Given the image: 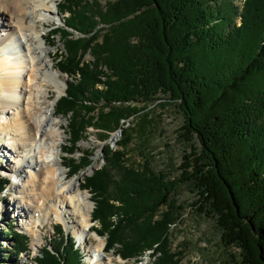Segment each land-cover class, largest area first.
Masks as SVG:
<instances>
[{
  "label": "trees",
  "instance_id": "16d2710c",
  "mask_svg": "<svg viewBox=\"0 0 264 264\" xmlns=\"http://www.w3.org/2000/svg\"><path fill=\"white\" fill-rule=\"evenodd\" d=\"M57 8L63 25L46 40L57 45L60 35L56 67L70 78L55 106L68 119L64 165L74 176L93 164L78 142L96 129L105 161L82 186L105 250L138 263L150 255V264H186L170 238L185 210L177 183L187 182L199 195L197 213L216 220L224 248L239 251L224 264H264V0H59ZM160 94L183 110L193 147L175 182L148 158L127 160L146 114L124 123ZM121 129L114 147L108 138ZM9 184L0 176V194ZM54 230L34 264H84L75 238L62 224ZM7 234L14 256L25 253L31 237L14 227Z\"/></svg>",
  "mask_w": 264,
  "mask_h": 264
},
{
  "label": "rangeland",
  "instance_id": "374dc122",
  "mask_svg": "<svg viewBox=\"0 0 264 264\" xmlns=\"http://www.w3.org/2000/svg\"><path fill=\"white\" fill-rule=\"evenodd\" d=\"M48 2L52 8H55L56 17H51L49 21L45 23V25L39 23L38 31L45 32L44 37L48 34L49 30L54 27L55 24H61L63 22L64 16L60 11H58V1L59 0H45ZM102 3H106L108 0H100ZM240 0H235V3L238 5ZM9 21V20H8ZM33 20H29L28 24H32ZM8 24V23H7ZM14 32V29H13ZM59 34L55 36V42H58L56 46H50L46 43V40L43 39V42L46 43L47 50L52 54V59L54 61V67L57 64L55 60V52L56 50H64V45L59 39ZM7 41V40H6ZM10 42L13 48H9L7 43L4 40L0 39V61L6 57V63L16 62V64H20L19 62L22 59H27V47H25V51L22 50V46L19 45V42L11 37ZM11 50L12 52H7V50ZM29 52V50H28ZM10 57V58H9ZM9 58V59H8ZM86 59L91 60L92 56L87 53L85 56ZM56 68V67H55ZM21 68L19 73L21 77L24 79L26 73L22 71ZM7 70L0 71L1 76H8L6 73ZM15 74V73H14ZM14 74H11V77H14ZM61 76L63 79V83H61L62 92L59 95L57 92L58 88L56 85H51L52 94L50 99L58 100L66 89V80L70 79L68 75L63 74L61 72ZM27 80V78H26ZM16 94V91L12 92ZM2 94H9L8 92L3 91ZM13 95V99H17L18 97ZM160 99H155L150 102V106L147 110L141 112V114L136 115L134 118L130 119V121L124 123V126L131 127L133 124H138L139 121H142L143 114H146V122L143 125L145 127L143 134H138L133 138V142L127 151V160L133 164L139 165L142 164L145 158H148L151 161V167L155 171L163 170L164 173L168 174L171 180L179 181L183 179L184 172L182 170V165L186 162L184 159V155H188L193 150V147L187 143L184 139V129L182 128L183 123L185 124L186 116L183 113V110L172 104L171 100H166V96L164 94H160ZM14 109H17V106H12ZM0 106V148L5 149L3 152H0V176L8 177L10 179V184L4 189L0 194V264H34L35 256L40 254V249L46 244V239L49 237L56 236L54 226L58 223H63L65 226V230L71 236L75 235L76 230H72L65 223L59 220L58 213L51 212L43 222H38L41 224L40 226L34 225V227H30L28 225L29 219L31 216L27 217L22 213L21 210V201L25 196L23 189V183L27 180H31L33 177L31 176L33 169L25 165V167H21V162L19 161V157L15 154L12 149L13 143L15 140L12 139V136L8 134L7 131V122L15 117L16 114H11L14 109H10L11 113H8L7 110L2 109ZM55 117L58 119L59 124L62 125L63 139L61 148L64 146L66 140L68 139L67 133V117L63 115H58L55 113ZM143 118V120H144ZM10 126V125H9ZM129 127V128H130ZM62 131V130H61ZM62 131V132H63ZM98 132L94 128H90L89 134L84 140L78 142V147L87 152H93L94 154V162L91 166L85 170L78 172L76 175L70 177L69 179H75L77 183H84V178L91 175V173L96 169V167H100L101 164L105 161V154L102 152L104 148L105 142L100 141L96 136ZM122 134L121 131H117L108 138L110 142H112L113 146L116 147L115 142L119 140ZM13 142H12V141ZM196 143V142H195ZM17 144V143H16ZM197 144V143H196ZM6 146V147H5ZM61 148L58 149V159L61 163L64 162L65 153H62ZM60 150V151H59ZM2 153L6 155L2 156ZM78 154H75V158H77ZM13 159H15L13 161ZM9 163L12 168L5 167V165ZM20 168V171L17 169ZM65 169L68 170V167ZM178 188L175 191L177 194L175 197L179 199V203L185 207L183 210L182 218L174 224L171 228V244L172 248L175 250H180V254L182 256L183 263L189 264H224L225 260H228V254L230 251H237L236 247L231 248L230 250L224 248L221 240V229L218 227L216 220L209 215L199 214L197 213V209L193 204L199 196L197 193V189L195 185L187 182H178ZM23 188V189H22ZM91 198V197H90ZM92 200V199H90ZM92 208L94 207L93 200L91 201ZM91 208V215H92ZM35 213H32L34 216ZM38 216V213L35 214ZM92 218V216H91ZM37 223V224H38ZM91 225L93 222L91 221ZM15 228L16 231L25 230V232L31 237L30 245L27 247L26 252L22 253L20 256L15 257L13 254L12 246L15 245V240L11 238L10 235L7 234L9 228ZM84 236L80 237L76 243L78 247H80L81 252L84 254V264L88 263V256L86 251V246L89 244L93 247L99 241V239L105 238L95 236L96 233L91 231L87 234H83ZM76 236V235H75ZM37 237L40 238L39 241H34ZM90 241H88L89 239ZM82 240H87L85 245L82 244ZM106 242V241H105ZM103 255L108 258H112L115 264H121L120 257L114 250H107L103 252ZM127 261V264H150L151 256L145 255L142 262L138 263L134 259L124 260Z\"/></svg>",
  "mask_w": 264,
  "mask_h": 264
},
{
  "label": "bare ground",
  "instance_id": "6f19581e",
  "mask_svg": "<svg viewBox=\"0 0 264 264\" xmlns=\"http://www.w3.org/2000/svg\"><path fill=\"white\" fill-rule=\"evenodd\" d=\"M55 12V8L45 0H0V39L9 42L7 45L11 49V37H14L23 51L25 47L29 50L27 59H22L20 64L12 60L6 63V57L0 61V71H8V76L0 75V106L8 113L12 112L11 108L14 109L13 105L17 106L11 113L16 114L17 118L7 122L10 125L7 131L15 140L12 149L19 157L17 162H21L23 168L28 164L33 169V178L22 185L27 188H22L25 196L21 201L22 213L19 212V216H31L28 225L34 227L40 226L38 222L42 223L52 211L56 212L59 220L76 230V236H73L80 240L78 236L83 237V234L93 231L92 200L80 183L69 179V171L58 159L64 131L55 117L54 106L57 101L50 99V96L51 85L57 86L60 95L61 83L64 81L43 42L45 32L38 31V24L45 25L51 17H56ZM30 19L33 20L32 24H28ZM10 49L7 52H12ZM21 68L26 73L24 79L18 74ZM3 91L9 94L4 95ZM14 91L17 95L12 93ZM13 95L18 98L14 100ZM4 150L0 148V152ZM5 167L12 168L9 163ZM17 170L20 171V168ZM32 213H38V216ZM95 236L98 238L97 233ZM39 240V237L34 239L35 242ZM105 241L99 239L94 247L90 244L86 246L89 264H115L112 258L106 259L103 255ZM85 242L87 240H82V244L85 245ZM119 257L121 264H127V261Z\"/></svg>",
  "mask_w": 264,
  "mask_h": 264
},
{
  "label": "water",
  "instance_id": "95a60500",
  "mask_svg": "<svg viewBox=\"0 0 264 264\" xmlns=\"http://www.w3.org/2000/svg\"><path fill=\"white\" fill-rule=\"evenodd\" d=\"M119 131H121V130H119Z\"/></svg>",
  "mask_w": 264,
  "mask_h": 264
}]
</instances>
